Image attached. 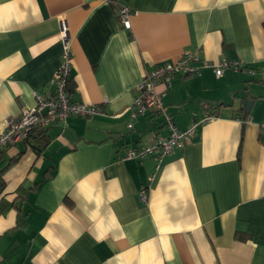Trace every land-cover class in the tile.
Masks as SVG:
<instances>
[{
  "label": "crops",
  "instance_id": "obj_1",
  "mask_svg": "<svg viewBox=\"0 0 264 264\" xmlns=\"http://www.w3.org/2000/svg\"><path fill=\"white\" fill-rule=\"evenodd\" d=\"M62 21L70 99L112 116L1 147L0 264H264V0H0V131L34 91L54 93ZM185 52L245 68L175 76L173 125L213 118L159 162L123 159L169 133L127 107L145 71Z\"/></svg>",
  "mask_w": 264,
  "mask_h": 264
},
{
  "label": "built area",
  "instance_id": "obj_2",
  "mask_svg": "<svg viewBox=\"0 0 264 264\" xmlns=\"http://www.w3.org/2000/svg\"><path fill=\"white\" fill-rule=\"evenodd\" d=\"M116 10L120 23L128 28L130 26L129 17L135 12L128 5L121 3L117 5ZM59 35L62 43V52L61 62L53 74L54 93L46 95L36 91L33 92L35 103L21 107L19 114L16 117H9L4 129L0 131V149L3 146L24 140L35 127L47 128L57 123L65 124L67 119L73 115L84 117L93 115L112 116L99 105L70 99L68 81L71 72V50L68 30L63 21ZM197 61L198 57L195 53L185 52L175 61H165L145 71L141 80L135 86V95L127 110L133 117L138 115L163 116L169 127V133L166 136H158L148 144L127 148L123 159L143 158L152 155L159 162L172 148L182 147L189 141L201 122L213 118V115H207L201 120L192 121L184 129H178L173 125L165 111L162 99L175 76L198 73L203 66L213 67L216 75H220L223 69L228 67L236 70L245 68L237 60H205L201 65L195 64ZM261 75L264 80V71ZM159 82L164 83L165 88L163 90L157 89L156 86ZM128 125L131 126V123ZM139 197L142 200H146L147 190H140Z\"/></svg>",
  "mask_w": 264,
  "mask_h": 264
},
{
  "label": "trees",
  "instance_id": "obj_3",
  "mask_svg": "<svg viewBox=\"0 0 264 264\" xmlns=\"http://www.w3.org/2000/svg\"><path fill=\"white\" fill-rule=\"evenodd\" d=\"M114 1V0H112ZM46 129L47 128H40V127H35L33 128L30 133L28 134V136L32 135V133L35 131V134L33 135L35 138H38L40 141L42 140H46L48 138V135H47V132H46ZM27 136V137H28ZM26 137V138H27ZM25 138V139H26ZM2 189H3V180L0 176V194L2 192Z\"/></svg>",
  "mask_w": 264,
  "mask_h": 264
},
{
  "label": "water",
  "instance_id": "obj_4",
  "mask_svg": "<svg viewBox=\"0 0 264 264\" xmlns=\"http://www.w3.org/2000/svg\"><path fill=\"white\" fill-rule=\"evenodd\" d=\"M243 103L247 104L248 107L251 105V101H244Z\"/></svg>",
  "mask_w": 264,
  "mask_h": 264
}]
</instances>
